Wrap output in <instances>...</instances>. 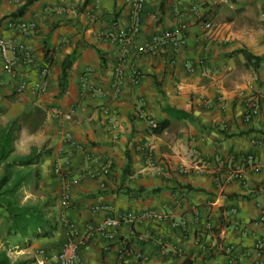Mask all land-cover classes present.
<instances>
[{"label":"crops","instance_id":"obj_1","mask_svg":"<svg viewBox=\"0 0 264 264\" xmlns=\"http://www.w3.org/2000/svg\"><path fill=\"white\" fill-rule=\"evenodd\" d=\"M129 20L128 0H0V37L18 36L12 23L37 27L24 39L33 62L9 53L11 73L0 54V134L13 128V150L0 170L9 176L4 187L20 180L2 196L49 218L65 215L81 233L110 217L142 216L122 222L115 239L95 233L79 251L82 264H117L121 242L145 257L131 254L124 264H264L256 244L264 242V169L252 170L248 160L264 167V0H147L132 44L107 38ZM181 24L187 43L179 52L169 45L161 55L137 53ZM45 68L46 89L32 94ZM22 83L27 89L19 94ZM254 101L259 112L247 119ZM149 119L169 124L153 134ZM39 152L34 163L16 164ZM107 159L112 167L104 175ZM234 171L242 178L228 180ZM66 176L68 207L61 198ZM9 226L2 216L0 250L13 262L58 264L60 224L50 235L17 236ZM12 248L24 256L14 260Z\"/></svg>","mask_w":264,"mask_h":264},{"label":"built area","instance_id":"obj_2","mask_svg":"<svg viewBox=\"0 0 264 264\" xmlns=\"http://www.w3.org/2000/svg\"><path fill=\"white\" fill-rule=\"evenodd\" d=\"M130 4V24L128 28L119 29L116 32H110L106 36L112 41L121 43L124 47L125 45H130L134 42L135 38L140 32L141 28V13L144 9L147 0H128ZM152 18H157V15H152ZM204 27L208 30H214V24L212 22H204ZM11 26L15 27L18 31V36L12 39H6L0 37V54L4 59V69L10 71L11 73L14 72V66L16 64L15 60L9 58V53H21L26 55L27 62H33L34 56L28 54L25 48V37L33 30H37L35 23H20L14 24L12 23ZM186 25L181 24L178 28L168 31L164 33L160 37H156L154 40L149 41L141 46L137 47L138 54H152V55H161L166 53L167 47L171 45L174 51L177 53L179 52L187 43V38L185 35ZM127 53V46L123 49L120 61L116 67V79L113 83V97L117 98L121 92V85H122V78H123V64L126 58ZM44 80L42 83L35 85L33 89L30 90L32 94H38L40 92H44L46 89V80L49 75V69L45 68L42 71ZM83 88H87L85 80L82 83ZM27 89V85L22 83L18 88V93L22 94ZM56 115H61V111L54 110ZM259 112L258 102L254 101L250 107V110L246 114V118L249 119L253 115H257ZM104 113L109 115L110 110L108 108L104 109ZM66 117H70L68 113L65 114ZM157 125L154 119H149V127L150 131L153 127ZM248 160L251 162V169L259 172L264 167L252 156L248 157ZM112 167V161L107 159L104 163L101 174H108ZM57 173H62L61 167L56 168ZM89 175L94 176L97 173L91 170H88ZM241 179L242 173L240 171L232 172L228 180L231 179ZM72 185V180L66 176L64 177V181L62 184V191H61V198L64 204V207H68L70 204V187ZM103 207H96V210L102 209ZM142 216H137L132 213H126L124 215L118 217H110L107 218L101 225L97 227L88 226L84 229L81 233L79 232L75 225L67 218L65 215H61L58 219L59 224L64 228V239L61 245V249L57 256V263L58 264H82L79 251L80 249L85 246L94 236L95 233L100 232L108 239H115L118 236V227L122 222H136L139 221ZM197 219V217H196ZM205 228L208 230H213L214 225L211 221H207L205 223ZM245 232V229H244ZM258 248L264 247L263 240H259L257 243ZM205 249V246L202 247ZM46 253L45 249H40L38 251V255L44 256ZM134 254L138 258H145L144 255L140 252H135L129 247L126 243L121 242L118 247V261L117 264H124L125 258Z\"/></svg>","mask_w":264,"mask_h":264},{"label":"trees","instance_id":"obj_3","mask_svg":"<svg viewBox=\"0 0 264 264\" xmlns=\"http://www.w3.org/2000/svg\"><path fill=\"white\" fill-rule=\"evenodd\" d=\"M72 58L68 59L64 63L63 67V76L62 79H65L67 75V69L71 65ZM168 122L164 121L157 123L155 127L151 129L153 134H161L167 127ZM12 139H13V128L7 127L1 131L0 134V164L4 161L12 148ZM41 152L39 154H32V156L24 159H20L16 164L27 165L34 163L36 158H40ZM9 176L7 173H4L0 176V208L4 210V213H0V218L3 216L4 219L10 223L9 232H14L17 236H23L28 231H36V235H50L56 230L59 226V221L57 218H49L45 211L41 208L35 207H19L14 205L11 199L6 196L8 193L14 192L19 186L20 180L17 179L12 186L4 187L7 183ZM0 264H26V261L18 260L13 262L12 259L7 255L5 250H0Z\"/></svg>","mask_w":264,"mask_h":264},{"label":"rangeland","instance_id":"obj_4","mask_svg":"<svg viewBox=\"0 0 264 264\" xmlns=\"http://www.w3.org/2000/svg\"><path fill=\"white\" fill-rule=\"evenodd\" d=\"M3 174V172L0 170V175H2ZM18 249L17 248H12V251H11V253H10V255H12V258L14 259V260H17V259H20V257H23L24 255H22V254H17L15 251H17Z\"/></svg>","mask_w":264,"mask_h":264}]
</instances>
